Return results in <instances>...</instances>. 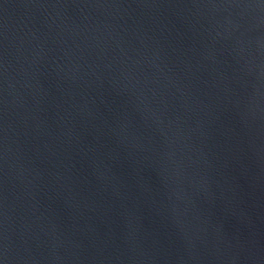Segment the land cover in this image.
I'll return each mask as SVG.
<instances>
[{"label": "water", "instance_id": "95a60500", "mask_svg": "<svg viewBox=\"0 0 264 264\" xmlns=\"http://www.w3.org/2000/svg\"><path fill=\"white\" fill-rule=\"evenodd\" d=\"M2 264H264V0H0Z\"/></svg>", "mask_w": 264, "mask_h": 264}, {"label": "snow or ice", "instance_id": "6c2138e0", "mask_svg": "<svg viewBox=\"0 0 264 264\" xmlns=\"http://www.w3.org/2000/svg\"><path fill=\"white\" fill-rule=\"evenodd\" d=\"M0 264H2V262H0Z\"/></svg>", "mask_w": 264, "mask_h": 264}]
</instances>
